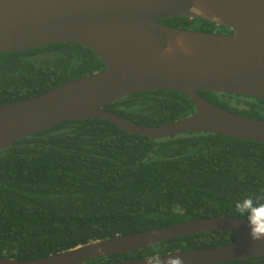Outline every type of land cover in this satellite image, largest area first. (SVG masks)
Here are the masks:
<instances>
[{"label": "trees", "instance_id": "1", "mask_svg": "<svg viewBox=\"0 0 264 264\" xmlns=\"http://www.w3.org/2000/svg\"><path fill=\"white\" fill-rule=\"evenodd\" d=\"M158 23L204 33L227 29L185 18ZM103 69L97 56L78 44L0 55V106ZM197 94L220 109L264 121V101ZM105 110L147 127L194 113L190 100L173 91L131 95ZM261 189L264 144L199 133L152 141L107 120L63 122L0 151V260H35L186 221L237 219L234 202ZM232 242L226 233L198 234L91 263L142 260L154 248L163 256ZM222 264H264V258Z\"/></svg>", "mask_w": 264, "mask_h": 264}, {"label": "water", "instance_id": "2", "mask_svg": "<svg viewBox=\"0 0 264 264\" xmlns=\"http://www.w3.org/2000/svg\"><path fill=\"white\" fill-rule=\"evenodd\" d=\"M193 0H0V55L57 44L91 50L105 69L69 81L37 97L0 106V151L63 122L102 119L152 141L188 133L211 134L264 144V121L220 109L197 92L230 94L264 101V0H200L207 15L190 16ZM220 18L219 23L211 21ZM185 18L232 31L217 35L158 23ZM182 36L190 55H162ZM151 91L185 95L194 113L172 123L147 127L128 122L105 107ZM226 233L229 245L174 252L184 264H222L264 258V246L249 239L237 219L216 217L181 222L127 236L91 242L66 252L0 264H145L144 259L91 263L178 238ZM98 249L102 251H98Z\"/></svg>", "mask_w": 264, "mask_h": 264}, {"label": "clouds", "instance_id": "3", "mask_svg": "<svg viewBox=\"0 0 264 264\" xmlns=\"http://www.w3.org/2000/svg\"><path fill=\"white\" fill-rule=\"evenodd\" d=\"M190 16H206V11L200 7V0H193L192 5L187 9ZM220 18L212 16L211 21L219 23ZM184 55L191 54V48L182 36H177L175 40L163 49L162 55H174L176 51ZM233 213L238 221L244 223L248 228L249 239L254 245L264 246V189L258 193L245 194L233 204ZM98 251H102L98 249ZM167 259H162V255L155 248L144 257L145 264H184L179 257L168 255Z\"/></svg>", "mask_w": 264, "mask_h": 264}, {"label": "flooded vegetation", "instance_id": "4", "mask_svg": "<svg viewBox=\"0 0 264 264\" xmlns=\"http://www.w3.org/2000/svg\"><path fill=\"white\" fill-rule=\"evenodd\" d=\"M188 30V29H186ZM192 30V29H190ZM211 30V33L210 34H217V35H232V31H230L229 29H222V28H218V27H215V28H210Z\"/></svg>", "mask_w": 264, "mask_h": 264}]
</instances>
